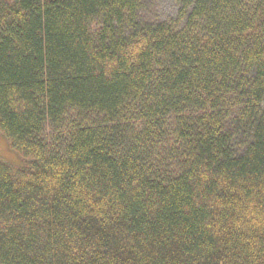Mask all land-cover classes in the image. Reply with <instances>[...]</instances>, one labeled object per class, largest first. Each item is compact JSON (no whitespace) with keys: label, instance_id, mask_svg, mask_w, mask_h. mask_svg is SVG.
Returning a JSON list of instances; mask_svg holds the SVG:
<instances>
[{"label":"trees","instance_id":"trees-1","mask_svg":"<svg viewBox=\"0 0 264 264\" xmlns=\"http://www.w3.org/2000/svg\"><path fill=\"white\" fill-rule=\"evenodd\" d=\"M176 1L0 0V264H264V0Z\"/></svg>","mask_w":264,"mask_h":264},{"label":"rangeland","instance_id":"rangeland-1","mask_svg":"<svg viewBox=\"0 0 264 264\" xmlns=\"http://www.w3.org/2000/svg\"><path fill=\"white\" fill-rule=\"evenodd\" d=\"M147 18L164 23L180 25L178 22L179 5L176 0H149ZM0 160L10 165H19L20 158L9 142L0 133Z\"/></svg>","mask_w":264,"mask_h":264}]
</instances>
